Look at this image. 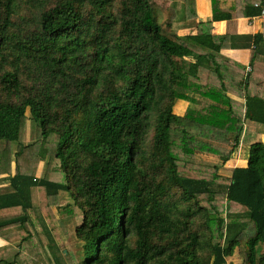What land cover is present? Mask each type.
I'll return each instance as SVG.
<instances>
[{
  "label": "trees",
  "instance_id": "trees-1",
  "mask_svg": "<svg viewBox=\"0 0 264 264\" xmlns=\"http://www.w3.org/2000/svg\"><path fill=\"white\" fill-rule=\"evenodd\" d=\"M255 3L233 15L214 11L211 22L234 27L242 15H260ZM191 6L182 0L177 14L176 0H0V143L20 139L28 111L40 134L56 144L54 158L64 173L58 182L48 180L47 171L40 178L7 174L6 186L0 184V230L16 225L25 241L33 236L27 210L30 189L39 186L43 207L65 191L82 212L74 230L86 253L81 264H231L236 252H243L241 264H264V74L257 76L261 90L247 83L248 93L245 87L237 92L246 94L242 104L223 93L214 61L222 93L211 87L213 70L198 74L207 59L202 50L219 52L227 36L179 35L174 24L192 14ZM253 44L249 63L264 70L262 32ZM187 92L214 103L199 113L191 107L174 113L176 99L198 102ZM221 100L227 108L217 111ZM247 120L256 129L242 134ZM216 129L227 130L222 137L233 142L224 154L206 141ZM175 130L185 160L199 151L226 161L242 141L249 145L247 166L232 169L229 182L183 176ZM219 193L224 212L199 199ZM240 241L245 251L238 250Z\"/></svg>",
  "mask_w": 264,
  "mask_h": 264
},
{
  "label": "crops",
  "instance_id": "crops-1",
  "mask_svg": "<svg viewBox=\"0 0 264 264\" xmlns=\"http://www.w3.org/2000/svg\"><path fill=\"white\" fill-rule=\"evenodd\" d=\"M256 1L257 0H191L193 10V12H191L192 17L189 20L178 22L180 25L178 24L179 28L177 29V33L181 36L203 32H209L213 36H227L226 39L222 40L223 42L221 41L222 47L217 53L208 52L206 49L202 50L199 46L194 47L196 52L202 50L207 55V59L204 60V66L200 67L198 72H200V69H204V73L209 71V69L214 72V63L216 62L218 65L216 63L215 65L221 73L222 82L226 87V91L223 90V93L228 95L233 101L238 100L242 104H244L246 94L239 95L237 92L243 90L244 93V87L248 92L247 83H249V88L257 91L261 90L263 87L261 80L258 79L257 76L260 75L261 71L262 74H264V70L258 71L257 65H251L249 61L254 48V35L263 32L264 20L261 16L245 17L242 15L237 18L234 27H229L226 20L211 22V18L214 11L221 13L228 12L231 13V15L236 12L242 13L247 3H255ZM214 41L219 42V39H214ZM211 54H213V56ZM186 60L194 61V58L189 57ZM262 63L263 57L259 56L257 64L261 65ZM255 69L256 71L254 72ZM216 73L217 70L215 71V75ZM198 74L200 75V73ZM250 76L253 78H250ZM198 82L203 83L205 80L204 78H200ZM211 82H215L219 86V81L214 80L212 76ZM219 89L217 90L222 93V89ZM232 89L236 94L232 92ZM250 93L252 94L251 91ZM247 126H249L250 129L247 128ZM253 129H256L255 123L247 120L243 123L242 134L248 130L252 131ZM263 137L264 131L263 134H261V140L264 142ZM248 148V144L245 145L242 141H239L238 146L234 148L229 158L226 161L221 160V163H226L225 166L228 167H225L223 164L220 167L217 165L215 166L217 167V171L220 169H226L228 171V180H226V182L230 181L232 169L235 167L244 168L247 166ZM218 160L220 161L219 158ZM43 166L44 164L41 163L36 178L41 177L39 175L42 173ZM6 184L7 182L2 185L6 186ZM51 207L52 206H45L38 209L31 207L27 210L28 215L32 218L29 219L28 232H31L33 235L28 241L24 240V233L20 231L21 228L19 226L11 225L0 230V264H32L35 261L38 262V259L44 264H52V253L54 257L59 260V256L57 255L58 249L62 250L61 257H68L70 254L75 253L74 247H72L71 251L68 249L64 251L66 239L64 242L59 241L57 237L59 235L58 231H56V235L52 234V211L55 208ZM17 209L21 210L20 208ZM37 216L43 217V224H39L36 218H33ZM44 258L48 259V261H45Z\"/></svg>",
  "mask_w": 264,
  "mask_h": 264
},
{
  "label": "rangeland",
  "instance_id": "rangeland-1",
  "mask_svg": "<svg viewBox=\"0 0 264 264\" xmlns=\"http://www.w3.org/2000/svg\"><path fill=\"white\" fill-rule=\"evenodd\" d=\"M159 2H161V0H158V3ZM176 6L178 8L177 14H179L180 8L182 6V0H176ZM166 9H168V6H166ZM186 15L187 18L183 19V21L189 20L192 17L191 16L192 14H190L189 12H187ZM176 28H179V26L176 27V25L174 24V29ZM198 73H200V75H203L204 69H200V72ZM211 75L213 76V78H216L215 72H212ZM211 86L215 88L218 87V85L215 82L212 83ZM187 93L194 95V98L198 100V102L194 103V102H188L186 100L176 99V103L173 108L174 113L178 115H183L188 107H191L195 113H199V111L206 108L207 104L211 105L212 103H214L211 100L212 98L205 97L202 95H197L192 92H187ZM222 101L223 100H221L220 102ZM214 105H216L217 111H219L220 109L227 108V105H225L223 102L220 104L215 103ZM241 106L242 105L240 103L235 105L236 108L235 112H237V115H239L241 111ZM29 117H30L29 112L27 111L23 120L21 136L18 141H8L9 143L8 146H6L7 144L0 143V184L8 182L9 176L6 175L10 173H11L10 175H12L14 172H16V170L28 175L39 173V170L37 169L39 163H44L42 172H45V174L46 171L48 172L49 176L46 177L47 179L54 182L63 181L62 176H64V173L63 171L59 170V163L57 159L54 158V151L56 144L53 145L52 144L53 141L52 139H49V137L44 138L40 134V130L37 124L34 123ZM247 128L250 129L249 126H247ZM191 132L192 130L191 131L189 130V133ZM228 134L230 133H228L227 130L225 129H216V132H212L210 134L211 137L207 138L211 140L206 139V141L209 145H213L214 147H217L219 151L224 154L227 150L231 149L233 144V142L231 143L226 142V140L222 137ZM180 137L181 134L180 132H178V130H175L174 133H172V138L175 139L174 140L175 144L173 148H175V150L177 151V155H178L177 165L179 167V171L181 175L203 177L213 181L216 180V182H220V183L226 182V180H228L227 177L228 171L226 169H220L217 171V167H215L216 165L220 167L222 164L225 166L226 163H221V159L219 158V156L215 154L209 152L197 151L194 154V157L191 158V160L188 159L185 160V158L182 157L179 151ZM229 140L232 139L228 138V141ZM213 141H215V143ZM199 144L200 142L195 144V146ZM243 144L247 145V143L245 142H243ZM29 151L30 154L28 155ZM42 154H44L43 158H42ZM36 158H39V160L37 163H34ZM218 158L220 159V161L218 160ZM45 174L42 173V175ZM43 192H44L43 187H39V186L31 187L30 193H31L32 208L35 209L43 208V205L41 203V201L44 199L45 192L44 193ZM56 198H57V202L58 200L59 202L52 206L55 208L53 210L55 212V218H52V223L54 224L56 230L58 231V234H60V238L58 240L64 242L66 239L64 244L65 245L64 251H66V249L71 251L72 247H74L75 253L70 254L68 257H63V256L61 257L62 250L58 249L57 255L60 258L59 260L56 259L52 253V261H53L52 264H60L63 262L65 264H75V260L78 264H81L85 260L86 253L83 252L82 249L83 243L75 236L74 230L76 225H78L82 220V212L78 210L76 207H74V202H72V199H70L67 196L65 191L60 192L59 196ZM48 199H52V196H49ZM199 199L204 205H207L209 203L215 206L216 204L221 205L220 211L224 212L225 198L221 193L214 194L213 200L211 201H209L207 197H200ZM58 220L60 221L59 223ZM60 227H63V229H61ZM246 232H251V231L250 229H247ZM238 250L245 251V247L242 241H240ZM241 257H243V252L240 254L236 252L235 255L231 257L229 260L232 264L233 263L240 264L242 260ZM44 259L45 261H48V259L46 258Z\"/></svg>",
  "mask_w": 264,
  "mask_h": 264
},
{
  "label": "built area",
  "instance_id": "built-area-1",
  "mask_svg": "<svg viewBox=\"0 0 264 264\" xmlns=\"http://www.w3.org/2000/svg\"><path fill=\"white\" fill-rule=\"evenodd\" d=\"M255 6L261 8V11H260V15L259 16H261L263 18V20H264V0H261L260 2H256L255 3ZM262 33L264 35V25H263V32Z\"/></svg>",
  "mask_w": 264,
  "mask_h": 264
}]
</instances>
